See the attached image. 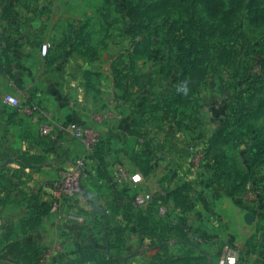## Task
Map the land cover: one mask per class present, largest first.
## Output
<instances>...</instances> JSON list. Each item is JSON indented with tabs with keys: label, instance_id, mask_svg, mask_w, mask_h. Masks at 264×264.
Instances as JSON below:
<instances>
[{
	"label": "rangeland",
	"instance_id": "1",
	"mask_svg": "<svg viewBox=\"0 0 264 264\" xmlns=\"http://www.w3.org/2000/svg\"><path fill=\"white\" fill-rule=\"evenodd\" d=\"M65 55L96 68L80 95L94 128L74 122L81 154L43 166L48 132L5 97L51 89ZM118 164L140 181L115 183ZM210 241L264 264V0H0V264H182Z\"/></svg>",
	"mask_w": 264,
	"mask_h": 264
},
{
	"label": "crops",
	"instance_id": "2",
	"mask_svg": "<svg viewBox=\"0 0 264 264\" xmlns=\"http://www.w3.org/2000/svg\"><path fill=\"white\" fill-rule=\"evenodd\" d=\"M21 1V0H20ZM23 3V2H22ZM21 5H25L22 4ZM26 12H19V19L21 16L26 17ZM36 16V15H35ZM79 18L78 16L68 15L65 19L68 21H73L74 19ZM56 33L55 29L52 30V34ZM22 37L21 42L27 41V36L25 34H20ZM21 46V44H20ZM19 46V54L22 53V49ZM50 47V49H49ZM48 47V52L46 55L48 59H50V55L52 50L54 49V45ZM61 47V52L63 54H68L71 51V46H59ZM35 53H37V48L35 47ZM20 56V55H19ZM40 56V54H39ZM85 61V62H84ZM80 59L79 61L75 60L74 57L63 56L59 60L54 61L53 63L48 62L47 76L42 80L45 83H48L51 86V89L43 90L40 88L36 90L35 100H33L38 109L33 113L32 122L35 125H39L40 128L44 125H47L49 130L48 133L44 136L41 131V136L43 138H47L45 145H40V149L44 150L45 153L49 152L50 157L53 159L51 162H44L46 166L60 164L61 160H65L64 164H70L71 161L68 157L70 154H74V152L79 150V154L83 150L84 142L75 138L73 134L65 132L63 129L64 126L70 122H75L77 124H81L83 127L94 128L92 126L91 119L89 118V109L87 104L80 99V95L83 94L81 92V86L84 84V78L81 75L84 71H95V67L93 64H89L90 62H86L87 60ZM21 63H23L21 61ZM23 64H20L19 68L26 69L25 66L22 67ZM55 72V73H53ZM22 74H26L25 72H20ZM57 73V74H56ZM56 74V76H55ZM61 85L64 89L63 92L60 90L57 91L58 86ZM54 86V87H53ZM60 89V88H59ZM70 97H74L73 99H69ZM77 102V103H75ZM28 121V120H27ZM26 122V121H24ZM27 123V122H26ZM24 124V123H23ZM25 125V124H24ZM26 127L31 128L30 122L28 121V125ZM105 130H108V127H105ZM50 144V145H49ZM45 156V153L40 151ZM62 152H66L67 157L64 158ZM61 155V156H60ZM59 157V158H58ZM57 159V160H56ZM56 160V161H55ZM45 161V160H44ZM70 162V163H69ZM49 171L44 172V175L48 174ZM42 176V175H41ZM214 233V232H213ZM215 237V236H212ZM202 246L196 244H187V246H183V252L175 255L174 257L184 258L187 256L190 257H198L195 258V261H198V264H203L210 261L212 259L217 260L215 256L213 257L212 251L214 250L213 241L207 242L205 245L206 248H201ZM187 248V249H186ZM203 255V256H200Z\"/></svg>",
	"mask_w": 264,
	"mask_h": 264
},
{
	"label": "built area",
	"instance_id": "3",
	"mask_svg": "<svg viewBox=\"0 0 264 264\" xmlns=\"http://www.w3.org/2000/svg\"><path fill=\"white\" fill-rule=\"evenodd\" d=\"M48 43H42L39 47V54L41 57H45L48 52ZM7 101H9L12 105L16 107H20L26 115L33 116V113L38 109L36 103L32 99H28L27 102L20 105V100L15 98L14 96L8 95L5 97ZM65 132H68L73 135L82 136L83 133L87 132L84 128L79 125L70 122L66 124L63 128ZM49 130L47 125L42 127L43 133H47ZM97 139V138H96ZM95 140V139H94ZM88 144V142H87ZM112 179L116 183H125L127 181H131L137 183L140 181V174L137 172H131L123 167L121 164H118L113 172ZM74 177H66L65 181L62 183L63 187L67 191H72L75 189ZM151 198L149 193H145L142 191H137L134 194V202L138 206H143L147 200ZM57 209V203H53L51 205V210ZM238 249L230 243H224L221 247L220 253L217 257L216 264H237L238 260Z\"/></svg>",
	"mask_w": 264,
	"mask_h": 264
},
{
	"label": "trees",
	"instance_id": "4",
	"mask_svg": "<svg viewBox=\"0 0 264 264\" xmlns=\"http://www.w3.org/2000/svg\"><path fill=\"white\" fill-rule=\"evenodd\" d=\"M96 143H98V142H96ZM109 174H110V179H112V174L110 173V170H109ZM238 260H239V257H238ZM238 260H237V262H238ZM180 261H182V264H197L196 262H198L197 260L195 261V259L193 257H190V256L180 258Z\"/></svg>",
	"mask_w": 264,
	"mask_h": 264
},
{
	"label": "water",
	"instance_id": "5",
	"mask_svg": "<svg viewBox=\"0 0 264 264\" xmlns=\"http://www.w3.org/2000/svg\"><path fill=\"white\" fill-rule=\"evenodd\" d=\"M243 219H244V221L246 222V223H250L251 222V220L253 219V217H252V215L250 214V213H245L244 215H243Z\"/></svg>",
	"mask_w": 264,
	"mask_h": 264
},
{
	"label": "clouds",
	"instance_id": "6",
	"mask_svg": "<svg viewBox=\"0 0 264 264\" xmlns=\"http://www.w3.org/2000/svg\"><path fill=\"white\" fill-rule=\"evenodd\" d=\"M184 91L186 92L187 91V88H185Z\"/></svg>",
	"mask_w": 264,
	"mask_h": 264
}]
</instances>
